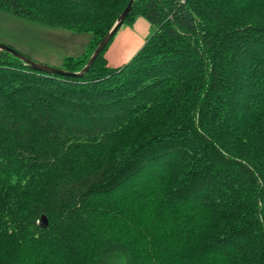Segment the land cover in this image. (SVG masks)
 Listing matches in <instances>:
<instances>
[{
	"label": "trees",
	"instance_id": "16d2710c",
	"mask_svg": "<svg viewBox=\"0 0 264 264\" xmlns=\"http://www.w3.org/2000/svg\"><path fill=\"white\" fill-rule=\"evenodd\" d=\"M131 0H0L90 33ZM135 0L154 32L81 78L0 52V264H264V5ZM244 2H246L244 4Z\"/></svg>",
	"mask_w": 264,
	"mask_h": 264
},
{
	"label": "rangeland",
	"instance_id": "374dc122",
	"mask_svg": "<svg viewBox=\"0 0 264 264\" xmlns=\"http://www.w3.org/2000/svg\"><path fill=\"white\" fill-rule=\"evenodd\" d=\"M263 5L264 0L252 4L246 3L249 9ZM91 40L90 33H77L65 28L44 26L0 9V43L45 66L61 69L68 58L85 57L90 51Z\"/></svg>",
	"mask_w": 264,
	"mask_h": 264
},
{
	"label": "crops",
	"instance_id": "0c3cea01",
	"mask_svg": "<svg viewBox=\"0 0 264 264\" xmlns=\"http://www.w3.org/2000/svg\"><path fill=\"white\" fill-rule=\"evenodd\" d=\"M153 28L144 17L123 26L105 53L109 67L118 68L132 60L151 36Z\"/></svg>",
	"mask_w": 264,
	"mask_h": 264
},
{
	"label": "water",
	"instance_id": "95a60500",
	"mask_svg": "<svg viewBox=\"0 0 264 264\" xmlns=\"http://www.w3.org/2000/svg\"><path fill=\"white\" fill-rule=\"evenodd\" d=\"M135 0H131L127 6V8L124 10V12L120 15L118 18L115 26L112 28V30L104 37V39L101 41L97 49L94 51L93 55L91 56L90 60L86 64V66L83 68V70L79 73H73V72H67L63 69L58 68H52L49 66H45L43 64L37 63L33 61L28 56L24 55L23 53L15 50L14 48H11L7 45L0 43V52H7L14 56L15 58L21 60L22 62L26 63L31 69L39 72H44L51 75H65V76H72V77H83L89 69L93 66L99 55L104 51L106 46L109 44V42L112 40V38L115 36V34L118 32V30L123 25L125 19L128 17L129 13L132 10V6Z\"/></svg>",
	"mask_w": 264,
	"mask_h": 264
}]
</instances>
